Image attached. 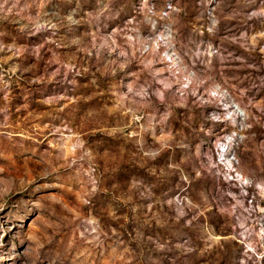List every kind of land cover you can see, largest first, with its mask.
<instances>
[{"label":"rangeland","instance_id":"rangeland-1","mask_svg":"<svg viewBox=\"0 0 264 264\" xmlns=\"http://www.w3.org/2000/svg\"><path fill=\"white\" fill-rule=\"evenodd\" d=\"M0 264H264V0H0Z\"/></svg>","mask_w":264,"mask_h":264}]
</instances>
